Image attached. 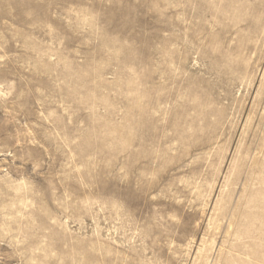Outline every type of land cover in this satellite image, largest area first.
I'll list each match as a JSON object with an SVG mask.
<instances>
[{
  "label": "rangeland",
  "instance_id": "1",
  "mask_svg": "<svg viewBox=\"0 0 264 264\" xmlns=\"http://www.w3.org/2000/svg\"><path fill=\"white\" fill-rule=\"evenodd\" d=\"M0 264H264V0H0Z\"/></svg>",
  "mask_w": 264,
  "mask_h": 264
}]
</instances>
